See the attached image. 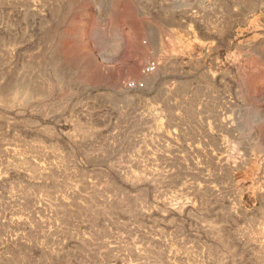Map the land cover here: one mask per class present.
Here are the masks:
<instances>
[{
  "label": "rangeland",
  "instance_id": "374dc122",
  "mask_svg": "<svg viewBox=\"0 0 264 264\" xmlns=\"http://www.w3.org/2000/svg\"><path fill=\"white\" fill-rule=\"evenodd\" d=\"M0 264H264V0H0Z\"/></svg>",
  "mask_w": 264,
  "mask_h": 264
},
{
  "label": "crops",
  "instance_id": "0c3cea01",
  "mask_svg": "<svg viewBox=\"0 0 264 264\" xmlns=\"http://www.w3.org/2000/svg\"><path fill=\"white\" fill-rule=\"evenodd\" d=\"M165 7L166 6L162 5V6H160V9L163 11ZM245 7L248 8L247 5ZM223 9L225 10L224 11V18H223V16H221L219 18V14H218L217 18L214 22V28L216 29L217 32H222V31L227 30V26L225 25L227 23V6L224 5ZM229 10H230V7L228 6V25L230 27L232 25V16H231L232 13ZM220 20H222L223 23L222 22L219 23Z\"/></svg>",
  "mask_w": 264,
  "mask_h": 264
},
{
  "label": "built area",
  "instance_id": "2783aa9c",
  "mask_svg": "<svg viewBox=\"0 0 264 264\" xmlns=\"http://www.w3.org/2000/svg\"><path fill=\"white\" fill-rule=\"evenodd\" d=\"M156 69V62H150L145 70H144V74H150L152 73L154 70ZM130 85H134V84H130ZM136 87H143L145 85L143 80H139L138 82L135 83Z\"/></svg>",
  "mask_w": 264,
  "mask_h": 264
}]
</instances>
